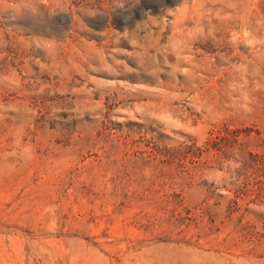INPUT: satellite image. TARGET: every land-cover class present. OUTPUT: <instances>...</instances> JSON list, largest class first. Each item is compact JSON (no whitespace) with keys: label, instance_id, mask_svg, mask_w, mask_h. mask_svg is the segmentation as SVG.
Instances as JSON below:
<instances>
[{"label":"rangeland","instance_id":"rangeland-1","mask_svg":"<svg viewBox=\"0 0 264 264\" xmlns=\"http://www.w3.org/2000/svg\"><path fill=\"white\" fill-rule=\"evenodd\" d=\"M0 264H264V0H0Z\"/></svg>","mask_w":264,"mask_h":264}]
</instances>
